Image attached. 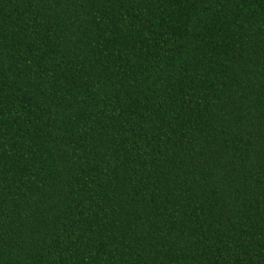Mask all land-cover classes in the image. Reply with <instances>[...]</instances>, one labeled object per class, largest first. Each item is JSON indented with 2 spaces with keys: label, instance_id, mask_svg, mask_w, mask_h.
<instances>
[{
  "label": "trees",
  "instance_id": "trees-1",
  "mask_svg": "<svg viewBox=\"0 0 264 264\" xmlns=\"http://www.w3.org/2000/svg\"><path fill=\"white\" fill-rule=\"evenodd\" d=\"M0 264H264V0H0Z\"/></svg>",
  "mask_w": 264,
  "mask_h": 264
}]
</instances>
